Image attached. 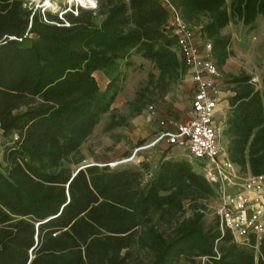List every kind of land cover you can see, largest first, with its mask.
I'll use <instances>...</instances> for the list:
<instances>
[{"label": "trees", "instance_id": "obj_1", "mask_svg": "<svg viewBox=\"0 0 264 264\" xmlns=\"http://www.w3.org/2000/svg\"><path fill=\"white\" fill-rule=\"evenodd\" d=\"M168 1L212 44L219 70L233 55L225 29L240 22L254 30L264 18V0ZM170 17L161 0H97L94 10L43 14L25 0H0V264H264V240L256 248L222 236L217 214L205 228L206 202L220 197L191 161L165 152L146 184L141 170L79 167L135 58L159 75L106 132L142 113L151 85L163 98L187 74ZM97 73L109 79L106 89ZM230 83L226 154L241 172L264 174V78L262 90L246 73Z\"/></svg>", "mask_w": 264, "mask_h": 264}, {"label": "rangeland", "instance_id": "obj_2", "mask_svg": "<svg viewBox=\"0 0 264 264\" xmlns=\"http://www.w3.org/2000/svg\"><path fill=\"white\" fill-rule=\"evenodd\" d=\"M27 6L34 10H39L41 14L44 10H48L52 13H58L65 7L78 6L86 9H96L97 0H88L85 5H81L74 0H50L51 8L47 6L48 0H25ZM224 34L231 36L232 46L231 50L233 55L228 59L227 63L220 70L221 79L219 86L221 89L224 102V107L221 112L216 116V122L220 123L229 111V99L234 96V86L230 83V80L234 76H239L242 73H246L252 77V83L256 85L257 90L263 89L264 78V18H260L257 23V27L254 30H250L243 26L240 22H232L224 31ZM127 77L121 84V92L112 106L109 113L104 115L101 123L96 127L93 136L82 147V154L85 161L79 167H86L91 165L90 162L95 155L110 156L114 161L122 159L127 160L131 157L133 152L140 147L152 144L157 138L155 135H150L146 138L143 136H135V132L141 129L142 126L136 124V119L139 116H148L151 111L149 108L152 106L156 108L164 103L169 102L175 96H178V89L180 81L170 86L168 93L165 97H161V90L155 85L150 86V90L146 93L145 103L146 106L142 113L127 119V124L123 127H119L110 132L105 131L106 124L109 122L112 115L115 117H129L131 113V104L135 101L138 93L143 91L148 86L150 81V75H154L156 78L159 75L158 70L149 61L141 58L134 59V66L128 68ZM96 79L102 89H106L109 84V79L102 73L95 74ZM223 130V129H222ZM143 132V130H142ZM133 140H131L133 137ZM221 146L226 152L228 146V140L220 136ZM160 144V143H159ZM156 145V147L149 150H142L137 154V158L132 162H126L120 165H113L116 170L134 169L141 170L142 182L146 184L156 174L158 165L164 153L168 152L166 159H173L177 161L192 159L189 158V152L183 147H170L166 143L163 145ZM158 146V147H157ZM148 153V154H147ZM146 155V156H145ZM151 157V158H149ZM148 158V160H145ZM220 162L223 161V157H220ZM193 169L202 175H206V171L209 169V163L204 161H191ZM76 168V167H74ZM213 174L220 179L216 167H210ZM242 176H245L247 172H241ZM228 193L233 192V189H226ZM207 208L205 210V228H210L215 225L216 222V208L219 205V201L210 200L206 202ZM192 216L191 204L185 203L183 218H189ZM144 262L148 263V257L143 256ZM199 260L197 261V263ZM203 263V260H202ZM177 264H195L192 262L178 261Z\"/></svg>", "mask_w": 264, "mask_h": 264}, {"label": "built area", "instance_id": "obj_3", "mask_svg": "<svg viewBox=\"0 0 264 264\" xmlns=\"http://www.w3.org/2000/svg\"><path fill=\"white\" fill-rule=\"evenodd\" d=\"M161 1L171 14L167 29L176 39L179 52L195 83L188 119L176 125L175 132H163L152 144L137 148L127 160L107 165L112 167L132 162L139 152L161 142H166L170 147L186 148L190 159L207 162L218 171L220 179L210 167L205 173L207 179L214 177L221 185L216 214L222 236L230 233L243 245H250L254 240L258 248L264 240V174L248 172L242 176L239 168L229 160L220 142L223 121L217 123L215 120L220 112L222 93L219 86L221 72L210 59L212 44L207 42L201 49L196 44L195 32L185 23L180 12L168 0ZM149 110L154 113V107L151 106ZM220 157H223L222 162L219 161ZM227 188L233 189V192L228 193Z\"/></svg>", "mask_w": 264, "mask_h": 264}, {"label": "crops", "instance_id": "obj_4", "mask_svg": "<svg viewBox=\"0 0 264 264\" xmlns=\"http://www.w3.org/2000/svg\"><path fill=\"white\" fill-rule=\"evenodd\" d=\"M258 20H257V23H258ZM195 41H196V44L201 49H204V45L205 43H207V41H204L200 37L199 34H196ZM194 91H195V83L192 79V73L190 70H187V74L180 81L177 97L175 96L169 102L164 103L163 105L157 106L156 108H154V113H150L148 116L146 115L139 116V118L136 119V124H139L140 126H142V128L138 129V132H135V136L141 135L144 138H146L153 134L155 135V138H157L163 132H175L176 125L184 123L188 119V113L192 106V98L194 95ZM223 98L224 97L222 96V102L219 107L220 112L224 108L222 104L227 103V101L224 102ZM135 136L131 140L136 138ZM165 143L166 142H161L159 145L163 147ZM147 146L148 145H146V147ZM154 147L156 146L149 147L145 150H149ZM111 158L112 157H110L109 155L108 156L107 155L106 156L95 155L92 158L90 164L91 165L93 164L105 165V164L113 163V159ZM145 160H148V158H146ZM120 161L121 160L114 161V162H120Z\"/></svg>", "mask_w": 264, "mask_h": 264}, {"label": "water", "instance_id": "obj_5", "mask_svg": "<svg viewBox=\"0 0 264 264\" xmlns=\"http://www.w3.org/2000/svg\"><path fill=\"white\" fill-rule=\"evenodd\" d=\"M83 168H85V167H82L81 169H83ZM208 181L211 183V185L215 188V190L217 192H219V193L221 192L220 182L216 178L210 177V178H208Z\"/></svg>", "mask_w": 264, "mask_h": 264}, {"label": "bare ground", "instance_id": "obj_6", "mask_svg": "<svg viewBox=\"0 0 264 264\" xmlns=\"http://www.w3.org/2000/svg\"><path fill=\"white\" fill-rule=\"evenodd\" d=\"M74 1H77V2H79L81 5H85L87 2H88V0H74ZM47 6L49 7V8H51V2H50V0H48V2H47Z\"/></svg>", "mask_w": 264, "mask_h": 264}]
</instances>
